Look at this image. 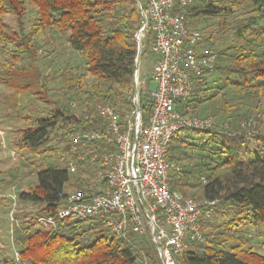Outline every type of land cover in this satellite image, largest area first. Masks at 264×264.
<instances>
[{
    "label": "trees",
    "instance_id": "16d2710c",
    "mask_svg": "<svg viewBox=\"0 0 264 264\" xmlns=\"http://www.w3.org/2000/svg\"><path fill=\"white\" fill-rule=\"evenodd\" d=\"M30 1L36 7V18L26 29L25 1L0 0V48L8 56L0 64L16 67L3 71L4 82L13 88L6 101L17 102L23 95L21 90L33 86L32 96L44 104L52 102L48 78L42 75L38 64L41 43L35 39L45 32L55 31L64 38L71 50L81 56L82 65L61 69V103L55 101L44 115L25 117L31 118V124L20 129L19 148L36 152L52 133L56 134L58 127L62 129L59 134L62 139L68 133L105 128L98 116L83 119L70 110L68 96L78 95L77 92L83 95L81 102L85 103L82 109L77 100L81 113L108 103L122 121L133 106L130 95L137 55L135 33L141 20L136 1ZM8 14L16 18L15 27L3 20ZM235 14L239 17L224 25ZM184 16L188 26H196L198 18L221 20L218 28L204 31L201 48L213 50L210 45L221 39L220 34L229 30L230 35L225 47L213 50L216 53L213 77L196 79L194 97L188 101L198 115L196 108L202 105L205 116L214 117L217 127L203 131L180 129L168 146L167 158L181 166L179 172L168 176L170 189L198 201L217 200L211 216L201 223L203 240L188 241L176 259L179 264H264V255L243 247L242 233L249 225L264 227V0H191ZM143 35L146 44L140 48L141 56L150 52L154 39L149 27ZM20 61L22 66H15ZM87 74L93 76L89 83ZM140 92L141 117L145 122L152 102ZM89 101H93L90 106ZM16 115L18 119L24 116ZM58 120L63 123L57 125ZM80 150L102 154L113 147L93 141L70 152L71 156ZM40 164L34 170L35 184L17 195L21 202L41 205L33 217L19 221L12 233L25 264H161L150 237L135 234L118 237L99 217L62 219L57 228L34 226L33 218L53 214L61 207L67 193L66 183H71L73 189L96 192L91 177L76 175L68 166L52 167L44 161ZM98 167L90 168L95 171ZM219 217L223 220L210 227L209 223ZM237 230L241 233L236 236ZM0 264H12V259Z\"/></svg>",
    "mask_w": 264,
    "mask_h": 264
},
{
    "label": "built area",
    "instance_id": "2783aa9c",
    "mask_svg": "<svg viewBox=\"0 0 264 264\" xmlns=\"http://www.w3.org/2000/svg\"><path fill=\"white\" fill-rule=\"evenodd\" d=\"M141 14L135 33L141 46L143 31L153 32L151 50L156 55L150 79L155 87L149 92L151 112L144 122L139 104V73L134 71L133 106L120 120L108 103L97 104L81 118H101L105 128L68 133L66 153L93 141H103L113 150L88 154L85 165H98L92 175L96 192L87 188L68 191L61 207L53 214L38 215L32 224L42 228H57L62 219L87 220L99 217L114 235L129 234L150 237L161 264H179L176 255L182 253L191 240L204 238L201 223L214 211L216 199L198 201L170 189L168 176L179 172V163L167 158L172 136L180 129L210 130L215 125L212 116L192 113L188 101L194 97L196 79L213 77L216 53L201 48L203 33L188 26L184 9L191 0H135ZM175 4L177 8L174 10ZM70 106L75 107L74 101ZM202 182L205 178L201 177ZM12 199L10 220L16 218V193L0 189V198ZM12 264H25L15 248Z\"/></svg>",
    "mask_w": 264,
    "mask_h": 264
},
{
    "label": "rangeland",
    "instance_id": "374dc122",
    "mask_svg": "<svg viewBox=\"0 0 264 264\" xmlns=\"http://www.w3.org/2000/svg\"><path fill=\"white\" fill-rule=\"evenodd\" d=\"M24 1L25 14L23 21L26 29H29L35 22L36 7L30 0ZM237 14L227 18L224 25L227 22H233L236 17H239ZM3 20L9 22L14 27L16 26V18L14 15H4ZM220 21V19L215 18H198L197 25L193 26L190 24V26L200 30L203 33L202 35H204L205 30L210 31V29L218 28V23ZM220 27L223 26L220 25ZM225 32V34L219 35V37H221L219 41H216L214 45H210L214 51L225 47V45L229 43L230 31L227 30ZM49 35L52 38H50ZM35 39L41 43L40 51H38V64L42 70V75L48 78V87L50 89L48 90V95L52 102L44 104L42 100H37L35 96H32L31 92L33 86H28L25 87L26 89L21 90L23 95H20L21 99H18L17 102L12 100L7 102L6 97L12 93L13 88L4 82L5 75L3 71L16 69V67L6 68L3 64H0V189L5 193L14 192L16 193V197L19 191L26 190L28 187L35 184L34 170L35 168L41 167V161H44V164L49 163L52 167L62 168L68 166L71 171L75 170L76 175L88 179L90 177L92 178V175L95 172L90 167L84 166L89 151L84 152L80 150L79 153H74V155H72L73 157L70 153H66V146L68 145L69 137L65 134V139L67 140L64 138L62 139V136L59 135L62 130L60 127L56 128V134L52 133L49 136V141L41 146L36 152L19 148V131L22 127L31 124V118L27 120L25 117L28 115H44L49 108L54 106L53 103L55 101L58 104L61 103V98L59 96L62 91L60 80L61 69H68L71 66L79 67V65H82L81 56L77 52L72 51L64 41V38L59 37L55 31L45 32L42 36L35 37ZM145 41L146 38L143 35L141 46H145ZM149 47L150 43L148 42L147 49H150ZM7 57V53L0 48V62L7 60ZM154 59L155 55L152 54L151 50L142 56L139 54V81H142V79H145L146 81L145 84L141 82L139 84V90L141 91L140 95L146 94L149 97V92L155 87V83L150 79L149 75ZM25 61L26 59H24V62ZM20 64H22L21 61L16 63L15 66H22ZM22 71L24 70L22 69ZM86 77L87 83L93 79V76L88 74ZM86 86L88 85L86 84ZM86 86H83L82 89H86ZM77 93L78 95L74 93L68 97L70 98L69 101H74L76 104L75 107H72L75 110L72 108L70 110L77 113L76 116H79L81 115V112L78 111L77 107L78 102L82 104L81 100H83V95H80L79 92ZM132 94L133 91L130 95L131 102ZM33 101L34 103L31 104ZM92 103L93 101H89L88 106L92 105ZM81 104H79V107H81ZM84 104H82V109L85 107ZM202 107L203 106L201 105L199 108H196V112L200 114L199 116H205L206 114ZM17 113L23 114L24 116L22 117L24 118L21 117V119H18V116L16 115ZM61 123L63 122L58 120L57 125H60ZM68 127H70L69 124ZM215 127H217V122H215L213 128ZM64 190L66 192L73 190L71 183H66L64 185ZM193 191L196 193L197 188ZM197 193H199V191ZM12 206L11 197L4 196L0 198V261L11 259L13 257L14 249L17 248L14 244L15 242L12 240V233L15 228V222L10 220V210ZM40 208L41 205L38 203L21 202L17 197L16 218L18 221L26 220L33 217ZM222 220V217H219L218 220L211 221L209 226L214 227ZM234 233L237 236L241 232L237 230ZM242 233L244 234L243 247H250L257 253L264 255V227L260 225H249L243 229Z\"/></svg>",
    "mask_w": 264,
    "mask_h": 264
},
{
    "label": "water",
    "instance_id": "95a60500",
    "mask_svg": "<svg viewBox=\"0 0 264 264\" xmlns=\"http://www.w3.org/2000/svg\"><path fill=\"white\" fill-rule=\"evenodd\" d=\"M139 51H140V47H137V55L135 58V73H137L138 65H139ZM134 92H136V87H134Z\"/></svg>",
    "mask_w": 264,
    "mask_h": 264
},
{
    "label": "crops",
    "instance_id": "0c3cea01",
    "mask_svg": "<svg viewBox=\"0 0 264 264\" xmlns=\"http://www.w3.org/2000/svg\"><path fill=\"white\" fill-rule=\"evenodd\" d=\"M12 188H14V187H12Z\"/></svg>",
    "mask_w": 264,
    "mask_h": 264
}]
</instances>
